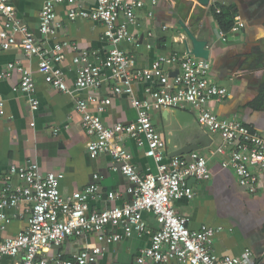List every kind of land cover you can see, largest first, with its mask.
I'll list each match as a JSON object with an SVG mask.
<instances>
[{"label": "built area", "instance_id": "2783aa9c", "mask_svg": "<svg viewBox=\"0 0 264 264\" xmlns=\"http://www.w3.org/2000/svg\"><path fill=\"white\" fill-rule=\"evenodd\" d=\"M64 4L69 7L70 20L81 17L104 26L109 43L104 58L93 60L88 52L62 39L57 19L59 8ZM79 4L80 0H45L39 17V32L44 38L38 40L20 19L15 0H0L4 25L0 28V47L20 45L28 55L39 59V69L51 87L75 96L76 112L81 115V125L90 137V156L109 154L112 169L132 182L133 197L121 204L94 209L91 203L103 197L98 174H94L93 181L85 188L64 194L62 172L44 171L35 160L12 164L0 189V231L13 221V214L23 218L25 226L16 235L0 240V261L10 257L15 260L14 264H96L107 245L137 232L150 235V244L137 256L138 264H146L148 260L157 264H248L254 256L251 248H245L238 255L217 256L214 241L219 229L212 226L193 229L190 219L176 211L178 200L194 197L191 179L211 177L210 160L195 151L169 156L152 112L190 106L199 124L219 136L221 141L214 153L223 156L221 167L235 172L240 185L252 194L258 191L259 179L264 176V133L214 111L212 103L225 99L228 90L212 79L209 58L190 52L183 57L177 54L157 57L148 67L136 66L126 46L136 39L133 28L139 23L137 11L144 6L143 0H96V7L89 12ZM243 26V22L237 21L232 30ZM17 33L21 34L20 40ZM221 34L224 36L226 32ZM67 50L72 53L70 63L79 66L72 87L64 72ZM167 64L177 65L176 74L166 70ZM7 67L0 73V79L10 76L13 70L19 72L20 79L13 90L26 94L32 110L37 111L39 100L33 71L20 62ZM109 80L114 95L131 98L137 111L135 120L107 125L102 116L112 98L83 94L87 90L102 89ZM137 84L144 85L148 99H137L134 94ZM6 114V100L0 92V117ZM126 139L146 148V154L156 163V172L149 170L141 174L137 170L124 148ZM119 196L116 191L107 193L109 201L118 200ZM145 212L155 217V228L144 220ZM116 225L122 231H113L111 226ZM93 235L100 244L87 245L72 258L45 253L68 239Z\"/></svg>", "mask_w": 264, "mask_h": 264}, {"label": "crops", "instance_id": "0c3cea01", "mask_svg": "<svg viewBox=\"0 0 264 264\" xmlns=\"http://www.w3.org/2000/svg\"><path fill=\"white\" fill-rule=\"evenodd\" d=\"M143 1L144 6L137 11L139 23L133 28L136 39L126 46L136 66L148 67L157 57L167 58L172 54L183 57L194 52L206 56L211 61L212 79L228 90L225 99L212 103L214 111L223 118H236L264 133V0H211L207 6H202L198 0ZM44 2L15 0L20 19L38 40L44 38L39 32ZM79 5L89 12L96 7V0H80ZM222 6L230 8L235 22L241 21L244 26L224 31L215 16ZM68 11V5L64 4L58 12L62 39L76 44L78 50L88 52L93 60L104 58L109 49L104 26L81 17L70 20ZM3 26L0 16V28ZM222 31L226 32L224 36ZM17 39H21V34L17 33ZM66 53L64 72L72 87L79 66L72 65V53L69 50ZM14 62L33 71L39 107L33 111L26 94L13 90L19 82V72L13 70L10 76L0 79V92L6 100L7 110V114L0 117V189L12 164L35 160L44 171L64 174L61 181L64 194L85 188L93 181L94 174H98L103 197L91 203L94 209L131 200L132 182L120 171L112 169L111 156L107 153L96 158L90 156V137L81 125V115L76 112L75 96L51 87L39 69V59L28 55L20 45L0 47V73ZM165 68L171 75L178 69L176 64H167ZM111 85L109 80L102 89L87 90L83 94L96 93L101 98H112L102 116L107 125L135 120L137 111L131 98L114 95ZM134 94L137 99H148L143 84L134 85ZM182 114H188V119L182 118ZM152 118L167 143L169 156L187 144H196L195 152L210 160L211 177L208 180L191 179L194 197L178 200L176 211L190 219L193 229L203 226L219 229L214 241L217 256L238 255L245 248H251L254 256L248 264H264V176L259 179L258 191L254 194L241 186L235 172L221 167L223 156L214 153L221 141L219 136L199 124L196 112L190 106L154 110ZM124 148L141 174L157 171L156 163L146 154L145 147L126 139ZM110 191L120 194L118 200L107 199ZM15 215L13 221L0 231V240L14 236L24 228V219ZM143 217L151 228L157 226L151 213L145 212ZM111 228L122 231L119 225ZM99 244L94 235L71 238L61 244L58 252L51 248L45 253L72 258L87 245ZM149 244V234H128L121 241L107 245L96 264H138L137 256ZM14 262L13 258L5 257L0 264ZM146 264L157 263L148 260Z\"/></svg>", "mask_w": 264, "mask_h": 264}, {"label": "trees", "instance_id": "16d2710c", "mask_svg": "<svg viewBox=\"0 0 264 264\" xmlns=\"http://www.w3.org/2000/svg\"><path fill=\"white\" fill-rule=\"evenodd\" d=\"M216 19L218 23L220 24V27L224 31H229L232 29L234 23H235V18H234V13L230 10L228 7L222 6L220 8V12L215 13Z\"/></svg>", "mask_w": 264, "mask_h": 264}, {"label": "water", "instance_id": "95a60500", "mask_svg": "<svg viewBox=\"0 0 264 264\" xmlns=\"http://www.w3.org/2000/svg\"><path fill=\"white\" fill-rule=\"evenodd\" d=\"M198 1L202 6H207V5H209L211 0H198ZM195 54H197V53H195ZM197 55L204 56V55H200V54H197ZM204 57H206V56H204ZM181 113H182V111H181ZM181 117L184 119H188L189 115L188 114H182ZM196 149H197L196 144H187V145L183 146L182 148L175 150L173 152V154H171V156L174 157V156H180V155H183L186 153H191V152L195 151ZM61 247H62L61 245H54L53 246V248L56 249L57 252H58V250L61 249Z\"/></svg>", "mask_w": 264, "mask_h": 264}]
</instances>
